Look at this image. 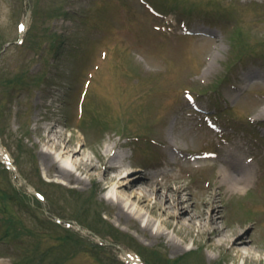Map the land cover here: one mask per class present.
<instances>
[{
	"label": "rangeland",
	"instance_id": "rangeland-1",
	"mask_svg": "<svg viewBox=\"0 0 264 264\" xmlns=\"http://www.w3.org/2000/svg\"><path fill=\"white\" fill-rule=\"evenodd\" d=\"M263 74L264 0H0V142L17 168L0 148V264H130L124 250L147 264H180L165 239L141 230L148 219L207 264L212 256L264 264V247L235 262L195 242L196 229L178 233L144 206L139 222L119 221L104 167L95 179L75 169L80 183L57 175L41 155L51 151L63 164L50 138L73 136V147L83 143V157L99 165L106 144H115L126 155L123 174L155 169L160 181L188 186L186 204L198 212L200 198L221 191V162L195 157L225 146L202 124L206 110L256 155L257 177L246 190L221 185L217 218L228 226L249 217L243 230L260 234Z\"/></svg>",
	"mask_w": 264,
	"mask_h": 264
},
{
	"label": "bare ground",
	"instance_id": "bare-ground-1",
	"mask_svg": "<svg viewBox=\"0 0 264 264\" xmlns=\"http://www.w3.org/2000/svg\"><path fill=\"white\" fill-rule=\"evenodd\" d=\"M22 25V30H25L27 27L26 22ZM261 113H264V108ZM255 119L258 120L259 117ZM71 137H65L60 140L50 138L54 144L55 153L61 157L60 159L63 164H59L56 156L51 151H43L41 153L44 161L49 167L55 168L57 175L69 180H77L80 183H83L85 180L75 174V169L81 171V173L88 171L90 179H95L94 171L100 166L104 167V181H111L114 183L116 195H114L111 200L114 204L113 215H116L119 221L130 222L133 220L139 222L140 219L146 216V213H144L141 208V206H144L148 208V211L154 216L165 214L167 217L162 220L163 223L166 226L172 227L178 233L184 229H188L189 232H193L194 229H196L198 235L194 239L195 242L203 246L213 247L219 250L223 249L231 259L235 260V262L240 256L252 257L250 249L254 246L264 247V231L260 234H256V232L250 234L249 229L243 230L247 224L246 220H248L249 217H247V219H242L240 216V219L235 217L233 222L231 221L228 226H224L221 225L222 222L218 219L219 217L217 218V209L219 207H215L216 203L222 200V198H220V200L218 199L220 195L222 197L223 194L221 193L222 186H226L224 191L226 190L232 193L246 190L248 186L251 185L252 179L257 177L255 167L251 168L248 173L246 168L242 165L238 166L233 158L225 161V164L220 166L218 170L219 179L221 181L218 189L221 191L215 194V196L212 192L213 190H210L208 197H202L203 199L200 198V201L197 202L199 211L196 212L190 209V206L186 204L190 197H185L183 193L186 191L188 196L191 194L188 186L179 184L174 188L172 183L164 180L160 181L155 176L157 174L150 176L143 173L138 174L135 173V169L126 171L125 174H123L122 169L126 164V155L118 151L116 154H111L115 148V144L111 145V143L106 144L104 147V151L101 153L100 157V159L102 158L101 163L98 165L97 162H93L91 158L83 157L85 150H83V143L79 149L73 147L74 139L73 136ZM59 141H61L62 144ZM1 152H3V158L8 161L7 152H5L3 148ZM221 158L222 156L220 159ZM92 170L93 172H91ZM158 173L160 174L161 172ZM152 200H154L153 203ZM135 204L137 206L139 204L140 207H137V209L134 207V209H132V206ZM189 204L193 206L195 202ZM258 205L262 210L260 218H264V195L261 197ZM251 206L252 205H247L245 208L249 210ZM218 212H220V210H218ZM246 213L248 212L246 211ZM257 216L256 214L254 218ZM153 227V220L148 219L141 230L144 233H148L149 237L153 238L156 242L165 239L167 246L171 248L173 254L176 257H180V260L178 259L180 264H207V262H203V257L201 255L199 256L196 252V248L195 251H193V249H185L186 247L182 242L174 238H169L167 233L161 228L153 231ZM189 234L192 235L191 233ZM165 241L162 240V242ZM246 249L248 251L247 254H245ZM122 253L123 259L128 260L132 264H136L139 261L138 255L131 251L124 250ZM217 258L216 256L210 257L209 264H221V260Z\"/></svg>",
	"mask_w": 264,
	"mask_h": 264
},
{
	"label": "trees",
	"instance_id": "trees-1",
	"mask_svg": "<svg viewBox=\"0 0 264 264\" xmlns=\"http://www.w3.org/2000/svg\"><path fill=\"white\" fill-rule=\"evenodd\" d=\"M28 263H31L30 261Z\"/></svg>",
	"mask_w": 264,
	"mask_h": 264
},
{
	"label": "snow or ice",
	"instance_id": "snow-or-ice-1",
	"mask_svg": "<svg viewBox=\"0 0 264 264\" xmlns=\"http://www.w3.org/2000/svg\"><path fill=\"white\" fill-rule=\"evenodd\" d=\"M21 27H23V25Z\"/></svg>",
	"mask_w": 264,
	"mask_h": 264
}]
</instances>
